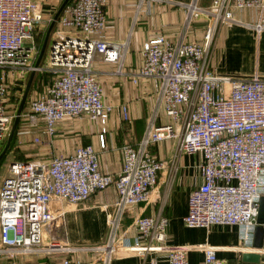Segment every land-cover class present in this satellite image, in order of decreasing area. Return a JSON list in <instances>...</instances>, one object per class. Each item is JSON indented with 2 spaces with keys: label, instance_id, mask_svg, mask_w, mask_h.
I'll list each match as a JSON object with an SVG mask.
<instances>
[{
  "label": "built area",
  "instance_id": "built-area-1",
  "mask_svg": "<svg viewBox=\"0 0 264 264\" xmlns=\"http://www.w3.org/2000/svg\"><path fill=\"white\" fill-rule=\"evenodd\" d=\"M105 1L71 0L66 4L55 22L43 62L34 67L31 59L36 51L24 42L49 19L44 21L34 0H0V146L16 110L8 104L11 87L30 71L49 70L53 73L50 81L25 102L20 121L27 128L40 125L50 138L58 123L85 116L99 124L97 148L105 149V125L114 106L103 100L101 85L91 76L93 57L117 63L116 72L123 73L119 68L122 44L102 36ZM137 1L138 6L170 3ZM184 9L186 30L203 18L200 40L170 42L157 34L142 43L140 65L128 72L132 83L143 79L151 84L153 103L140 138L120 146L117 173L99 170L97 152L91 144L75 146L71 153L58 154L47 162L9 160L0 179V256L11 259L37 251L44 255L64 253L59 264H83L72 255L91 250L101 264H109L124 253H151V264H157L159 255L161 264H189L187 251L197 248L203 253L201 264H228L216 257L213 246L167 244L168 220L159 212L135 216L122 228L128 207L148 204L154 198L165 164L150 147L165 139L174 143L171 159L182 153L199 156L194 165L199 182L193 179L188 191L182 224L202 229L236 226L239 244L252 249L257 203L264 195V77L218 74L209 63L219 26L239 24L255 34L264 32V0H210L204 8L194 0ZM245 9L252 13L251 22L234 17L235 11ZM117 110L120 120L127 122L126 105L119 104ZM160 116L167 120L158 124ZM33 140L38 141L36 137ZM109 186L115 197L112 213L105 219L102 243L82 247L50 239L41 244L40 224L59 227L64 205L82 203ZM128 230L133 233L131 241Z\"/></svg>",
  "mask_w": 264,
  "mask_h": 264
},
{
  "label": "crops",
  "instance_id": "crops-1",
  "mask_svg": "<svg viewBox=\"0 0 264 264\" xmlns=\"http://www.w3.org/2000/svg\"><path fill=\"white\" fill-rule=\"evenodd\" d=\"M34 1L38 4L44 21H50L59 0ZM169 1L168 4L143 3L139 6L137 0L105 1L103 9L106 24L102 36L108 42L122 44L119 68L123 72H116L117 63L104 62L97 55L93 57L91 76L100 83L103 100L114 106L105 125V149L97 148L99 124L85 116L58 123L50 138L42 133L40 125L23 129L22 125L25 124L20 122L12 148L16 147L17 154L23 157L21 160L47 162L58 154L71 153L75 146L91 144L97 152L99 170L107 174L118 172L121 166L120 146L125 143L133 144L140 138L153 103L151 84L143 79L132 83L128 77V72L136 70L140 65L142 43L157 34L164 35L170 42L198 41L201 38L203 18L196 19L187 30L183 26L184 5L194 0ZM209 3L210 0H195V4L202 8L207 7ZM234 17L245 23L252 21V13L247 9L235 11ZM49 21L45 25H48ZM54 28L55 24L49 33L46 51ZM41 60L43 62V58ZM209 67L218 74H257L264 77V32L255 34L249 27L239 24L219 26L211 47ZM18 86V83H14L11 87L13 94ZM119 104H125L127 107V122L120 120L117 110ZM166 120L160 116L157 123ZM35 137L37 142L33 140ZM48 140L50 142H47ZM150 152L165 164L158 175V182L153 191L154 198L148 204L128 207L122 217V228L129 225L135 216L159 212L168 220L165 235L169 245L213 246L217 248L216 257L225 259L228 264H240L239 256L242 252L264 255L262 248L248 249L246 245L239 244L236 226L212 225L208 229L185 227L181 217L186 212V198L193 179L194 182H199L194 169V165L199 162V156L182 153L171 159L174 143L169 139L151 145ZM114 197V189L109 186L92 193L82 203L64 205L59 227H49L48 239L82 247L102 243L106 235L105 219L112 213L111 203ZM45 232L44 229L43 236ZM127 233L131 241L132 230ZM64 255H44L37 251L17 254L11 259L0 256V264H59ZM74 256L79 257L83 264H101L96 259L97 254L91 250H80L72 255ZM159 256L157 264L163 263ZM202 256V251L197 248H192L186 253L189 264H201ZM152 258L154 255L151 253L143 256L124 253L118 254L109 264H151ZM257 264H264V258Z\"/></svg>",
  "mask_w": 264,
  "mask_h": 264
},
{
  "label": "water",
  "instance_id": "water-1",
  "mask_svg": "<svg viewBox=\"0 0 264 264\" xmlns=\"http://www.w3.org/2000/svg\"><path fill=\"white\" fill-rule=\"evenodd\" d=\"M68 1L69 0H62L59 3L55 12L53 13V15H52V17H51V19H50V21H49V23L45 29L44 36H43V39L41 41V45L39 47V50H38L37 55L35 57V60L33 62L34 67H36L39 64V62L43 56L44 50H45V44L47 42L49 33H50L51 29L53 28V25L55 24V21L57 20L60 12L64 8V6L68 3ZM33 74H34L33 71H30L28 74L27 81H26V84H25L24 89L22 91V95L18 101V105H17V108L15 110V114L13 116L8 134H7L6 139L3 143V146L0 150V160L3 158V156L7 152V149L10 145L11 139L13 137V134H14V131H15L18 119H19V114H20L22 107L24 105V102H25V98H26V95H27ZM250 247L252 249H257V250L261 249V248L264 249V195L260 196L258 199L257 213L255 216V226H254L253 231H252V237L250 240ZM263 258H264L263 254L260 255L257 253L242 252V253H240L239 261H240V264H257Z\"/></svg>",
  "mask_w": 264,
  "mask_h": 264
},
{
  "label": "rangeland",
  "instance_id": "rangeland-1",
  "mask_svg": "<svg viewBox=\"0 0 264 264\" xmlns=\"http://www.w3.org/2000/svg\"><path fill=\"white\" fill-rule=\"evenodd\" d=\"M61 1L62 0H59L57 3L59 4ZM46 27H47V25H44V27H42L41 29H35L32 32L31 38L26 39L24 42V44L26 46H31V47L33 46V50H31V51H34V52L36 51V55H37V52H38L39 47L41 45V41L43 39ZM46 44H47V42H46ZM46 44H45V48H46ZM45 52H46V49H45ZM36 55L34 54V57H33L34 59L33 58L31 59L32 63L34 62ZM44 58H45V55L43 56V60H44ZM28 74L29 73L25 74L24 78L22 80H20L19 82H17L19 84V86L17 87L14 95H12V90L9 91V97H8L9 103L8 104H9L11 110H13V108H17L18 101L22 95V91H23L24 86L26 84ZM52 74L53 73L49 70L48 71H42V72H34V74H33L34 76L32 77L33 81L31 80V83H30V86H29V89H28V92H27V95L25 98V102L27 100H29L35 94V92L39 91L43 85H45L46 83H48L50 81ZM25 102H24L23 106H25ZM21 123H23V122H21ZM22 128L23 129L26 128L25 125H22ZM11 159L12 160L23 159V157L21 155L17 154L16 147L10 148L8 150V152L4 155V157L0 163V179H1V177L5 176L6 167L9 163V160H11ZM49 227H50V223L40 224L41 242H43V243H45L49 240L48 239V235H50ZM44 229L46 230V232H45V235L43 236Z\"/></svg>",
  "mask_w": 264,
  "mask_h": 264
},
{
  "label": "trees",
  "instance_id": "trees-1",
  "mask_svg": "<svg viewBox=\"0 0 264 264\" xmlns=\"http://www.w3.org/2000/svg\"><path fill=\"white\" fill-rule=\"evenodd\" d=\"M70 1H71V0H69L67 4H69ZM55 22H56V21H55ZM53 26H54V25H53ZM51 30H52V29H51ZM50 32H51V31H50ZM44 51H45V50H44ZM43 54H44V53H43ZM42 58H43V57H42ZM42 58H41V59H42ZM41 61H42V60H40L39 64L41 63ZM33 76H34V75H33ZM32 81H33V78H32ZM23 107H24V106H23ZM20 122H21L20 119H18V122H17L16 128H15V131H14L13 137H12V139H11L10 145H9V147H8V149H7V152H8V150H9L10 148H12V145H13V143H14L15 134H16V131L18 130V126H19ZM5 139H6V137L4 138V140H3V142H2V144H1V146H0V150H1L2 146H3V143H4ZM7 152H6V153H7ZM6 153H5V154H6ZM3 157H4V156H3ZM2 159H3V158H2ZM2 159L0 160V163H1Z\"/></svg>",
  "mask_w": 264,
  "mask_h": 264
}]
</instances>
